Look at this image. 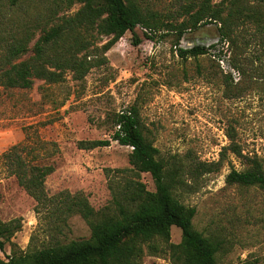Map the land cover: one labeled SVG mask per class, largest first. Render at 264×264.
Instances as JSON below:
<instances>
[{
    "label": "rangeland",
    "instance_id": "obj_1",
    "mask_svg": "<svg viewBox=\"0 0 264 264\" xmlns=\"http://www.w3.org/2000/svg\"><path fill=\"white\" fill-rule=\"evenodd\" d=\"M176 3L153 0L152 9L164 15ZM250 6L256 16L230 25L228 43H220L219 24L185 33L179 48L210 49L196 58L178 57L174 35L150 41L137 27L107 50L108 40H99L95 65L81 81L66 73L62 82L35 81L29 90L0 87V222L20 224L0 251V262L12 252L42 247L53 225L43 211L36 214L34 200L1 156L16 148L26 163L51 167L44 184L48 197L80 193L95 211H105L111 177L129 168L130 148L111 142L86 151L78 143L110 140L113 119L134 107L174 184V197L195 209L194 229L219 244L216 264H264V190L225 182L231 169L241 171L246 164L231 153V142L242 156L257 157L264 170V7ZM202 164L215 167L202 174ZM139 181L155 191L149 175ZM58 225L67 241L90 237L78 215ZM180 241L181 231L171 228L170 243ZM141 264L170 262L166 253L146 254Z\"/></svg>",
    "mask_w": 264,
    "mask_h": 264
},
{
    "label": "trees",
    "instance_id": "obj_2",
    "mask_svg": "<svg viewBox=\"0 0 264 264\" xmlns=\"http://www.w3.org/2000/svg\"><path fill=\"white\" fill-rule=\"evenodd\" d=\"M252 3L264 7V0H177L174 12L161 15L152 9L153 0H0V87L29 90L35 81L62 82L66 73L81 81L95 65L93 51L99 40H108L103 46L107 50L137 27L150 41L174 35L178 57L196 58L210 49L179 48L185 33L219 24L220 43H228L230 25L256 16ZM76 4L80 7L75 13H66ZM113 126L110 140L78 143L86 151L111 142L130 148L129 168L115 170L111 177V203L105 211H95L80 193L48 197L44 184L51 167L26 163L16 148L1 156L9 174L34 200L36 214L43 211V218L53 225L42 247L12 252L0 264H141L146 254L161 253L168 255L170 264H216L219 244L194 229L195 209L174 197V184L159 151L143 135L137 109L120 112ZM229 149L246 164L241 171L231 169L226 184L264 190L262 162L242 156L234 142ZM212 166L202 164L200 173H211ZM141 174L151 177L154 192L139 181ZM70 215L87 224L88 239L66 240L58 224ZM173 227L181 231L176 245L170 243ZM19 230L18 220L0 222L1 252Z\"/></svg>",
    "mask_w": 264,
    "mask_h": 264
}]
</instances>
